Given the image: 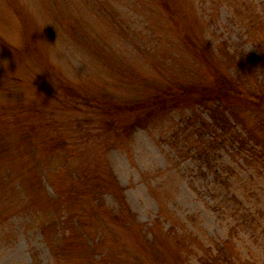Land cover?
Returning a JSON list of instances; mask_svg holds the SVG:
<instances>
[{"label": "rangeland", "instance_id": "obj_1", "mask_svg": "<svg viewBox=\"0 0 264 264\" xmlns=\"http://www.w3.org/2000/svg\"><path fill=\"white\" fill-rule=\"evenodd\" d=\"M263 41L264 0H0V264H157L98 206L125 201L126 218L148 231L159 222L153 239L170 260L173 224L192 236V264L218 242L264 264V173L243 153L223 144L205 171L190 149L195 126L182 123L190 109L126 136L103 132L82 97L128 101L148 81H204L203 55L224 63L222 44L257 61ZM59 80L81 91L68 95ZM31 105L43 119L25 120ZM226 167L219 180L214 169Z\"/></svg>", "mask_w": 264, "mask_h": 264}, {"label": "trees", "instance_id": "obj_2", "mask_svg": "<svg viewBox=\"0 0 264 264\" xmlns=\"http://www.w3.org/2000/svg\"><path fill=\"white\" fill-rule=\"evenodd\" d=\"M181 34L183 35V32ZM183 39L191 48H198L196 40L191 41L185 34ZM257 48L260 56L257 61H253L251 58L241 57L233 48L220 44L217 49L226 56L224 63L218 62L222 66L212 59L207 61L204 55L201 57V60L208 63L204 81H185L180 78H174L162 84L148 81L146 93L128 101L109 96L101 99L96 95L88 94L82 97L91 101L87 103L88 105L96 103V113L103 132L126 136L132 135L138 127L145 128L175 110L190 109L188 121L185 120L182 123L187 125V128L195 126L196 144L190 149H193V152L201 159L203 167H206L205 171L214 168L209 155L221 145L230 143L244 154L246 162L252 168L264 173V41ZM196 53L199 55L201 52L196 50ZM228 70L231 71V75ZM58 82V85L62 86L61 89L68 95L74 96L81 91L72 82L63 80ZM78 97L79 95L76 96ZM36 107L37 105H31L30 109L22 112L26 115L30 112L27 117L25 116V120L29 115L34 116L36 120L44 118L45 109L36 111ZM204 116L207 118L205 119ZM23 131L29 132L27 129ZM173 137L178 141L179 135L175 131ZM176 143H174L175 146H177ZM231 170L232 168L226 167L222 170L214 169V172L220 180L230 175ZM98 206L107 210L105 215L108 214L107 217H110L111 223L120 225L140 244L144 256L157 264L159 262L154 260V256L160 260L161 264H192L189 251L195 245L189 233L183 231L178 235L176 225L167 227L169 234L176 235L175 244L178 248V253L170 260L169 256L161 254L159 245L153 239L154 230L160 225L158 221L148 231L142 223L137 224L135 220L126 218V211L132 214L126 201L125 204L120 205L118 211L111 210L101 203ZM86 210L87 208L80 213L82 219V212ZM99 220L103 223L106 219L100 217ZM104 242V237L98 238L96 245L100 246ZM202 253L199 257L205 264H243L238 261V254L228 245V242H218L209 253ZM136 259L141 260L138 257ZM110 262V264L128 263L123 259Z\"/></svg>", "mask_w": 264, "mask_h": 264}, {"label": "clouds", "instance_id": "obj_3", "mask_svg": "<svg viewBox=\"0 0 264 264\" xmlns=\"http://www.w3.org/2000/svg\"><path fill=\"white\" fill-rule=\"evenodd\" d=\"M211 37H209V39H210Z\"/></svg>", "mask_w": 264, "mask_h": 264}]
</instances>
